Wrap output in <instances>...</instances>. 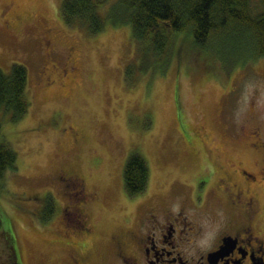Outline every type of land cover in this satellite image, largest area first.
Instances as JSON below:
<instances>
[{"label":"rangeland","instance_id":"374dc122","mask_svg":"<svg viewBox=\"0 0 264 264\" xmlns=\"http://www.w3.org/2000/svg\"><path fill=\"white\" fill-rule=\"evenodd\" d=\"M114 1L104 0L98 11L105 16ZM60 4L0 0V69L14 62L26 67L29 100L22 118L1 125L17 155V170L6 172L0 192L1 261L8 219L22 264L65 261L57 241L76 217L79 182L94 194L88 209L104 231L140 222L154 208L158 217L165 209L194 217L210 237L231 217L219 209L221 185L218 174L209 175L208 160L218 157L223 168L243 165L261 181V159L252 148L264 140V56L228 65L230 51H212L206 72L198 48L187 61L181 57L178 36L160 69L162 62L140 60L129 24L108 19L89 34L63 21ZM132 152L149 167L147 187L135 195L125 191L122 175ZM67 174L80 178L66 180ZM255 205L264 213V190ZM260 215L257 227L264 226Z\"/></svg>","mask_w":264,"mask_h":264},{"label":"trees","instance_id":"16d2710c","mask_svg":"<svg viewBox=\"0 0 264 264\" xmlns=\"http://www.w3.org/2000/svg\"><path fill=\"white\" fill-rule=\"evenodd\" d=\"M103 1L61 0L62 19L89 34L100 32L108 19L113 24H129L140 60L147 56L162 62L160 69L173 55L178 36L182 39L181 57L187 61L190 54L195 55L192 49L198 48L201 57L197 62L206 72L208 61L214 59L208 58L212 51L224 54L230 51L229 58L226 57L228 65L236 62L243 65L264 56V0L257 10H253L251 0H115L105 16L98 11ZM131 67L125 68L127 77ZM26 90L27 69L23 64L14 62L8 71L0 69V131L4 119L17 121L27 113ZM16 170V152L0 134V192L6 172ZM122 175L127 194L143 192L149 178L147 161L138 152L130 153ZM47 204L52 211L53 204L49 201ZM7 223L1 231L6 254L5 260L0 258V264H22L12 222L8 219Z\"/></svg>","mask_w":264,"mask_h":264},{"label":"flooded vegetation","instance_id":"af4514ba","mask_svg":"<svg viewBox=\"0 0 264 264\" xmlns=\"http://www.w3.org/2000/svg\"><path fill=\"white\" fill-rule=\"evenodd\" d=\"M255 142L258 143L252 149L261 159L258 166L261 181L256 179V172L243 165L232 164L223 168L218 157L208 160L209 175L218 174L217 181L221 185L219 209L229 210L230 215L226 217H231L210 237L204 236L202 225L194 217H186L181 212L170 213L167 209L162 217H158L154 208L148 209L147 216L140 222L104 231L92 220L88 209L90 201L95 200L94 194L79 182L76 188L78 199L72 212L76 217L72 218L70 229H64L63 237L57 241L59 247L63 246V259H66L55 263L264 264V226L253 224L260 214V223L264 221V213L259 211L258 204V207L255 205L264 190V140ZM79 178L77 174L66 175V180ZM75 181L74 186L78 184ZM222 184L226 185L225 188ZM194 199L198 206H202L203 198L198 200L194 195ZM257 229H261L259 235ZM204 238L209 241L206 239L205 245L199 244Z\"/></svg>","mask_w":264,"mask_h":264}]
</instances>
